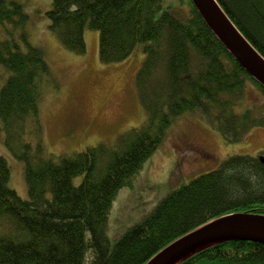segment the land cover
<instances>
[{"label": "trees", "instance_id": "trees-1", "mask_svg": "<svg viewBox=\"0 0 264 264\" xmlns=\"http://www.w3.org/2000/svg\"><path fill=\"white\" fill-rule=\"evenodd\" d=\"M218 1L264 55V0ZM47 15L51 31L77 53L88 50L86 27L99 30L104 62L122 61L142 46L146 56L136 85L146 119L114 143L49 153L39 100L52 69L28 40L24 4L0 0V118L7 146L25 163L29 189L24 199L9 185L11 167L0 154V264H145L217 217L264 214V156L235 154L172 189L141 221L111 237L115 198L131 187L177 116L199 110L227 139L242 140L251 125H264V111L238 112L236 105L248 81L263 93L264 85L234 58L192 0H52ZM179 264H264V243L222 242Z\"/></svg>", "mask_w": 264, "mask_h": 264}, {"label": "rangeland", "instance_id": "rangeland-1", "mask_svg": "<svg viewBox=\"0 0 264 264\" xmlns=\"http://www.w3.org/2000/svg\"><path fill=\"white\" fill-rule=\"evenodd\" d=\"M19 1L29 15L25 28L28 40L42 49L52 69V82L44 86L39 100L43 139L49 153H74L100 142L114 143L122 132L145 121L146 111L136 85L137 72L146 56L141 45L122 61L104 62L99 55V30L86 27L88 50L77 53L49 28L47 10L52 0ZM18 40L26 50L24 41ZM248 108L255 113L264 111V93L252 81H248L236 111ZM5 136L0 118V154L11 167L9 185L27 199L25 163L7 146ZM199 150L208 151L210 156ZM258 153L264 156V125L253 124L242 140L231 141L212 118L199 110L180 114L134 176L131 187L122 188L115 198L109 214V235L118 237L148 215L172 189L217 169L227 157ZM82 177L76 176L74 183L79 184Z\"/></svg>", "mask_w": 264, "mask_h": 264}, {"label": "water", "instance_id": "water-1", "mask_svg": "<svg viewBox=\"0 0 264 264\" xmlns=\"http://www.w3.org/2000/svg\"><path fill=\"white\" fill-rule=\"evenodd\" d=\"M192 1L234 58L264 85V55L232 21L220 2ZM234 240L264 243V214L236 212L217 217L174 240L145 264H179L206 247Z\"/></svg>", "mask_w": 264, "mask_h": 264}, {"label": "flooded vegetation", "instance_id": "flooded-vegetation-1", "mask_svg": "<svg viewBox=\"0 0 264 264\" xmlns=\"http://www.w3.org/2000/svg\"><path fill=\"white\" fill-rule=\"evenodd\" d=\"M199 151H201V150H199ZM202 153H204V152H206L207 154H206V156H210V154H209V152L208 151H201ZM205 154V153H204ZM257 156H260L261 157V154L260 153H258V155ZM264 158V157H263ZM262 158V159H263ZM263 161H264V159H263Z\"/></svg>", "mask_w": 264, "mask_h": 264}]
</instances>
